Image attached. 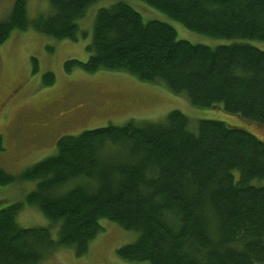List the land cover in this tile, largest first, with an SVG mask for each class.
I'll return each instance as SVG.
<instances>
[{"label": "trees", "instance_id": "16d2710c", "mask_svg": "<svg viewBox=\"0 0 264 264\" xmlns=\"http://www.w3.org/2000/svg\"><path fill=\"white\" fill-rule=\"evenodd\" d=\"M32 25L55 39L78 40L80 20L97 0H48ZM186 28L230 44L179 39L175 27L144 20L125 2L98 10L91 53L80 67L125 71L160 83L192 105L222 109L264 126V0H142ZM30 26L27 0L0 20V44ZM85 35V34H84ZM35 70L38 61L33 58ZM56 82L44 75L45 86ZM3 149L0 135V150ZM264 140L224 121L193 127L180 110L162 122L109 124L58 139L56 152L15 176L0 166V185L36 181L26 204L59 225H19L25 203L0 210V264H40L60 247L86 254L102 219L138 233L118 249L129 262L264 264Z\"/></svg>", "mask_w": 264, "mask_h": 264}, {"label": "rangeland", "instance_id": "374dc122", "mask_svg": "<svg viewBox=\"0 0 264 264\" xmlns=\"http://www.w3.org/2000/svg\"><path fill=\"white\" fill-rule=\"evenodd\" d=\"M16 0H0V20L12 10ZM30 26L15 30L0 44V166L19 176L28 167L53 155L57 141L65 135H78L85 130L109 124L124 125L134 120L162 122L168 113L180 110L195 128L202 119L220 120L239 126L264 140V126L231 115L222 109L201 108L182 95L171 92L160 83H149L125 71L100 69L89 73L80 67L66 71L70 59L88 61L87 46L92 40L97 12L117 2H125L138 10L144 20H160L173 25L179 39L195 44L217 46L231 40L212 38L186 28L167 14L142 0H97L80 20L78 40L55 39L44 35L32 23L48 14V0H27ZM85 34V35H84ZM264 49V43L253 41ZM33 58L38 61L35 70ZM53 72L56 82L45 86L44 75ZM61 117V118H60ZM264 184V179L260 182ZM37 186L36 181H18L0 185V210L10 204L24 202L17 216L20 226L49 227L58 239L59 225L53 224L36 206L26 204V196ZM104 231L89 244L86 254L78 256L73 247H60L52 257L40 264H149L129 262L118 249L135 242L138 233L102 219Z\"/></svg>", "mask_w": 264, "mask_h": 264}, {"label": "bare ground", "instance_id": "6f19581e", "mask_svg": "<svg viewBox=\"0 0 264 264\" xmlns=\"http://www.w3.org/2000/svg\"><path fill=\"white\" fill-rule=\"evenodd\" d=\"M102 225V224H101Z\"/></svg>", "mask_w": 264, "mask_h": 264}, {"label": "flooded vegetation", "instance_id": "af4514ba", "mask_svg": "<svg viewBox=\"0 0 264 264\" xmlns=\"http://www.w3.org/2000/svg\"><path fill=\"white\" fill-rule=\"evenodd\" d=\"M61 118V117H60Z\"/></svg>", "mask_w": 264, "mask_h": 264}]
</instances>
